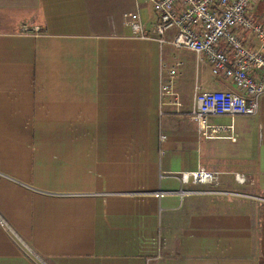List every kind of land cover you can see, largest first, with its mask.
Returning <instances> with one entry per match:
<instances>
[{"label": "crops", "instance_id": "0c3cea01", "mask_svg": "<svg viewBox=\"0 0 264 264\" xmlns=\"http://www.w3.org/2000/svg\"><path fill=\"white\" fill-rule=\"evenodd\" d=\"M137 7L149 33L146 0H0V264H264V95L208 118L234 142L160 115L159 46L124 25ZM181 54L179 94L239 93ZM197 167L221 193H174L213 190L181 185Z\"/></svg>", "mask_w": 264, "mask_h": 264}, {"label": "built area", "instance_id": "2783aa9c", "mask_svg": "<svg viewBox=\"0 0 264 264\" xmlns=\"http://www.w3.org/2000/svg\"><path fill=\"white\" fill-rule=\"evenodd\" d=\"M152 7L154 22L146 30L138 7L124 15V25L140 39L155 41L159 46L160 115L165 106L173 114L193 121L202 137L228 138L235 141L233 125L213 127L211 116L252 117L258 113L264 95V0H146ZM262 7V8H261ZM261 8V9H260ZM261 10V11H259ZM23 32L33 31L27 27ZM182 52L205 59L213 77L232 83L239 93L195 88L191 96L179 94L176 83L181 79ZM207 130H212L207 134ZM228 131L226 137L217 132ZM160 134V141L165 140ZM181 185L208 186L220 184V173L197 167L179 176ZM234 181L244 184L246 178L235 174ZM214 190V191H213ZM196 190L176 194H218L219 191ZM0 219V226H3Z\"/></svg>", "mask_w": 264, "mask_h": 264}, {"label": "rangeland", "instance_id": "374dc122", "mask_svg": "<svg viewBox=\"0 0 264 264\" xmlns=\"http://www.w3.org/2000/svg\"><path fill=\"white\" fill-rule=\"evenodd\" d=\"M261 8H262V7H261ZM261 8H260V9H261ZM259 11H261V10H259Z\"/></svg>", "mask_w": 264, "mask_h": 264}]
</instances>
